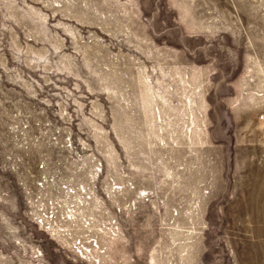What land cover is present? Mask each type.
Wrapping results in <instances>:
<instances>
[{"label":"rangeland","instance_id":"obj_1","mask_svg":"<svg viewBox=\"0 0 264 264\" xmlns=\"http://www.w3.org/2000/svg\"><path fill=\"white\" fill-rule=\"evenodd\" d=\"M0 264H264V0H0Z\"/></svg>","mask_w":264,"mask_h":264}]
</instances>
